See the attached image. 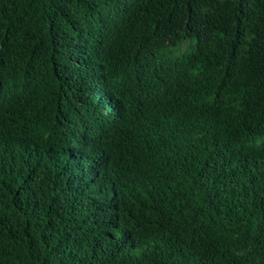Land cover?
<instances>
[{"label":"trees","instance_id":"16d2710c","mask_svg":"<svg viewBox=\"0 0 264 264\" xmlns=\"http://www.w3.org/2000/svg\"><path fill=\"white\" fill-rule=\"evenodd\" d=\"M0 264H264V0H0Z\"/></svg>","mask_w":264,"mask_h":264}]
</instances>
